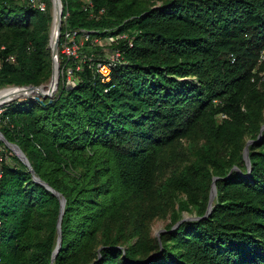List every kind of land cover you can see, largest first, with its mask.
<instances>
[{"label":"trees","instance_id":"1","mask_svg":"<svg viewBox=\"0 0 264 264\" xmlns=\"http://www.w3.org/2000/svg\"><path fill=\"white\" fill-rule=\"evenodd\" d=\"M60 2L58 64L74 83L59 74L51 97L0 112L32 168L11 152L0 163V264H49L59 203L42 182L64 198L53 264H264V0ZM46 8L0 0V86L48 76ZM65 31L84 49L78 69L60 51ZM114 50L102 81L93 64ZM180 138L202 142L165 177L184 197L149 238L154 180ZM128 222L136 237L122 244Z\"/></svg>","mask_w":264,"mask_h":264},{"label":"rangeland","instance_id":"2","mask_svg":"<svg viewBox=\"0 0 264 264\" xmlns=\"http://www.w3.org/2000/svg\"><path fill=\"white\" fill-rule=\"evenodd\" d=\"M161 1H163V0H149V2L153 3V4H158ZM45 4L47 7L46 9L49 11L50 16H51L50 24H49V33H50L52 23H53L52 1L48 0L47 3L45 2ZM54 17H55V12H54ZM61 19H62V16L60 17V25H61ZM55 23H56V19L54 18V26H55ZM53 33H54V27L52 28V31H51L50 40H51V37L53 36ZM58 37H59V35H58ZM68 37H70V36H68ZM71 38H74V35ZM109 41L110 40H108V39H104L102 41L98 40V43L99 44H104V43L109 44ZM49 43H51V41H49ZM78 45H79V48L77 50H81L82 44H78ZM47 47H48V43H47ZM48 49H49V47H48ZM82 50H84V49H82ZM105 53L109 54L107 52H105ZM58 56L59 55H58V52L56 49V62H57V64L59 61ZM58 69H59V64H58ZM50 71H49L48 76L45 78V80H43L41 83L37 84V85L41 86V90H44V91L48 90V87L51 83V82L49 83L50 75H51ZM58 74H59V70H58ZM54 92H55V90H54ZM33 95H35V92H32V93L27 94V95L15 96L13 98L14 99H22L25 97H31ZM13 98H11V99H13ZM8 101L9 100H7L3 103H6ZM244 139H245V141L250 140L247 135L244 137ZM201 142H202V140L195 142L194 140L189 139V138H180V140L175 143L174 147L167 152V155L164 156L163 159H161L159 169H158V172H157L155 180H154V188H156L158 190L155 193L156 199L154 201V204L157 203V201H158L157 208L155 209L157 211V213L149 220L148 227L146 228V232H145L146 235L145 236H147L149 238H153L155 236L158 237L159 232L164 228L166 223L170 220L171 210L173 208L177 207V199L180 197H184L183 193H181V192L180 193L170 192L169 190L163 189V182H164L165 177L170 176L174 173H177L184 165L188 164L191 161V154H192V150H193L194 146L200 144ZM10 152L13 153L11 150H10ZM6 160L7 161L11 160L9 154L6 157ZM158 207H160V208H158ZM193 216H194L193 209H190V210H184L183 209L180 211V219L181 218L188 219V218H191ZM135 237H136V234L133 232L132 225L130 222H128L127 225H125L124 239L121 240L122 244H128V243L132 242L135 239ZM121 246H123V245H121Z\"/></svg>","mask_w":264,"mask_h":264},{"label":"water","instance_id":"3","mask_svg":"<svg viewBox=\"0 0 264 264\" xmlns=\"http://www.w3.org/2000/svg\"><path fill=\"white\" fill-rule=\"evenodd\" d=\"M52 1V6H53V23H52V27L48 36V47L50 49V81H52V85L51 88L49 89V91H44V90H37L35 92V95H33V98L38 99L40 97H50L51 94L54 92V90L57 87L58 84V64L56 62V49H57V42H58V35H59V28H60V17H61V11H62V5L60 0H51ZM57 5V15H56V24L54 26V12H55V7ZM54 27V34H53V41L51 44H49V39H50V34L52 31V28ZM53 76V79H52ZM49 84V83H48ZM47 84V85H48ZM40 85H34V84H22V85H12L11 88L17 89V90H23V89H32V88H40ZM19 96V95H17ZM3 100H0V103H2ZM264 127V124L261 126V128ZM0 141L7 146L20 160L22 163H24L29 170L32 172V168L30 167L29 161L27 159V157L25 156L24 152L20 149V147L14 143L11 142L9 140H7L4 135L0 132ZM250 141V140H249ZM248 141H246L247 143ZM242 157L246 160L247 162V157H246V144L243 146V150H242ZM33 178L42 182L37 176L33 175ZM215 178V177H214ZM47 188H49L57 197H58V215H57V219H56V231H57V236H56V242H55V246L52 249L51 252V257H50V262L49 264H53L52 260L53 257L55 255V253L58 250V247L60 245V236H59V223H60V217L62 214V210H63V204H64V198L63 196L56 190L52 189L50 186H48L45 182H42ZM215 193V189H214V185H213V181L210 184V189H209V194H208V200H207V205H206V211H208V209L210 208V204H211V200L212 197ZM205 211V212H206Z\"/></svg>","mask_w":264,"mask_h":264},{"label":"built area","instance_id":"4","mask_svg":"<svg viewBox=\"0 0 264 264\" xmlns=\"http://www.w3.org/2000/svg\"><path fill=\"white\" fill-rule=\"evenodd\" d=\"M25 1L31 8H36L38 10H44L46 8V4L44 0H25ZM81 34H84V36H86L85 31L83 30H81ZM73 35H74V32L72 33H69L68 31L64 32L63 40L60 42V51L66 57L74 58L75 59L73 61L74 68L78 69L79 68L78 60L80 59V57L77 51L78 44L73 40V38H71ZM7 58L12 59V56L9 55ZM108 58H109L108 61H97L93 64L94 72L98 75L99 79L102 81L108 80L109 75H110L111 66L114 64L115 61H119L118 52L114 50L112 53L109 54ZM59 74L63 76L61 78V81L64 84L74 83V78L72 76V70L70 66L64 67V70L59 68ZM59 74H58V77H59ZM11 87L12 85H3V86H0V90L11 88ZM3 102L5 101L3 100ZM3 102L0 103V112L2 109V104H4ZM9 153H10V150L7 151L4 148H2V146H0V163L6 159Z\"/></svg>","mask_w":264,"mask_h":264},{"label":"bare ground","instance_id":"5","mask_svg":"<svg viewBox=\"0 0 264 264\" xmlns=\"http://www.w3.org/2000/svg\"><path fill=\"white\" fill-rule=\"evenodd\" d=\"M56 15H57V5L55 7V19H56ZM49 41H51V43H52L53 36L51 37V40L49 39ZM51 43H49V44H51ZM52 79H53V76H52ZM50 82H49L50 85L48 87V90L46 89L47 91H49V89L51 88L52 81H50ZM37 90H41V87L37 88V89L36 88H32V89H23V90H17V89H14V88H6V89H3V90H0V100L6 101V100H9V99L17 96V95H27V94H30L32 92H36Z\"/></svg>","mask_w":264,"mask_h":264}]
</instances>
